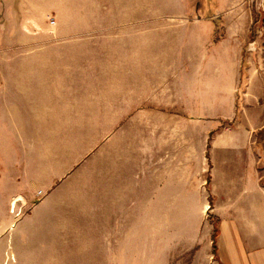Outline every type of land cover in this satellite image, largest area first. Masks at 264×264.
I'll return each mask as SVG.
<instances>
[{"label":"rangeland","instance_id":"obj_1","mask_svg":"<svg viewBox=\"0 0 264 264\" xmlns=\"http://www.w3.org/2000/svg\"><path fill=\"white\" fill-rule=\"evenodd\" d=\"M2 68L56 90L0 131L8 264H192L264 174V0H0Z\"/></svg>","mask_w":264,"mask_h":264},{"label":"crops","instance_id":"obj_2","mask_svg":"<svg viewBox=\"0 0 264 264\" xmlns=\"http://www.w3.org/2000/svg\"><path fill=\"white\" fill-rule=\"evenodd\" d=\"M238 65L241 66V63ZM240 66H232L229 80L233 87L241 74ZM22 71L28 73L21 74ZM0 76L1 133L8 135L10 125L24 122L22 118L25 116L40 114L41 107H47L56 99L53 93L56 91L55 87L43 85L38 70L2 68ZM262 130L264 126L260 128V131L264 132ZM260 142L257 139L255 141L258 144ZM239 172L236 182L240 188L234 197L226 200V203L232 205L231 210L226 209L224 215L216 220L215 231L204 234L201 239L203 249L198 251V258L194 259L192 264H264V174H258L255 158L252 162L240 165ZM12 194L7 186L0 191L4 213ZM207 207L208 204L205 205V209ZM11 232L5 231L2 234L0 264L3 262L8 264L10 259L7 257L12 250L10 245L14 238L18 237L19 242L21 240L22 231L17 234ZM6 248L7 252H4ZM2 253H5L3 262ZM14 256L16 260V255ZM202 256L206 258L200 260L199 257Z\"/></svg>","mask_w":264,"mask_h":264},{"label":"bare ground","instance_id":"obj_3","mask_svg":"<svg viewBox=\"0 0 264 264\" xmlns=\"http://www.w3.org/2000/svg\"><path fill=\"white\" fill-rule=\"evenodd\" d=\"M11 256H13V253L11 252Z\"/></svg>","mask_w":264,"mask_h":264}]
</instances>
